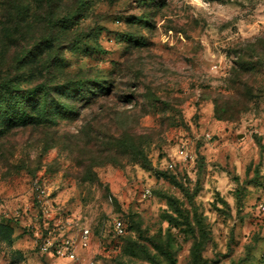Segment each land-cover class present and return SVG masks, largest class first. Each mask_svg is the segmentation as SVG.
<instances>
[{
  "label": "rangeland",
  "instance_id": "obj_1",
  "mask_svg": "<svg viewBox=\"0 0 264 264\" xmlns=\"http://www.w3.org/2000/svg\"><path fill=\"white\" fill-rule=\"evenodd\" d=\"M261 202L264 0H0V264H264Z\"/></svg>",
  "mask_w": 264,
  "mask_h": 264
},
{
  "label": "built area",
  "instance_id": "obj_2",
  "mask_svg": "<svg viewBox=\"0 0 264 264\" xmlns=\"http://www.w3.org/2000/svg\"><path fill=\"white\" fill-rule=\"evenodd\" d=\"M207 136L210 137V134H207ZM176 155L184 161L194 160V151L191 150L185 142H182L178 145ZM174 164L176 163L174 162ZM147 192H149V190ZM44 193L45 191L41 190V196L43 195V204L45 207H50L51 202L49 199L44 198ZM260 207L264 209L263 202L260 203ZM46 211L44 210L43 213H46ZM112 225L118 234L123 233L124 221L121 218H114ZM91 241L92 232L87 226L82 227L78 231H75L69 235L66 233H62L61 235V233L51 231L50 227L47 226L46 229L35 231L34 244L42 253L51 254L58 257H69L76 260L80 258V253L82 250L87 249L91 245Z\"/></svg>",
  "mask_w": 264,
  "mask_h": 264
},
{
  "label": "trees",
  "instance_id": "obj_3",
  "mask_svg": "<svg viewBox=\"0 0 264 264\" xmlns=\"http://www.w3.org/2000/svg\"><path fill=\"white\" fill-rule=\"evenodd\" d=\"M39 90H41V92H45L44 89L42 88H39ZM47 93V92H46ZM45 93V94H46ZM19 119H21V121H26V120H29V115H26L25 113H21V116L19 117ZM120 218V217H119ZM122 219V218H121ZM123 220V219H122ZM124 221V220H123ZM4 225L2 223H0V231H3L4 230ZM126 225H125V222H124V231L122 234H125L127 229H126ZM122 234H119V235H122Z\"/></svg>",
  "mask_w": 264,
  "mask_h": 264
}]
</instances>
